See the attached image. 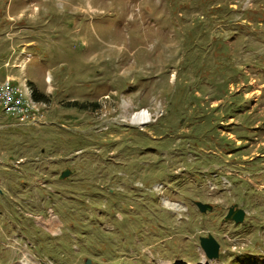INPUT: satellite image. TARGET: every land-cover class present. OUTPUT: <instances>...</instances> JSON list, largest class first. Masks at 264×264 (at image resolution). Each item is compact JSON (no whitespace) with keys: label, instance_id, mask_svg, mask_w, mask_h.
I'll list each match as a JSON object with an SVG mask.
<instances>
[{"label":"rangeland","instance_id":"1","mask_svg":"<svg viewBox=\"0 0 264 264\" xmlns=\"http://www.w3.org/2000/svg\"><path fill=\"white\" fill-rule=\"evenodd\" d=\"M9 75L0 264H264V0H0Z\"/></svg>","mask_w":264,"mask_h":264},{"label":"built area","instance_id":"2","mask_svg":"<svg viewBox=\"0 0 264 264\" xmlns=\"http://www.w3.org/2000/svg\"><path fill=\"white\" fill-rule=\"evenodd\" d=\"M45 105L32 95L31 87L23 89L12 77L0 81V113L13 118L18 125L31 126L44 118Z\"/></svg>","mask_w":264,"mask_h":264},{"label":"water","instance_id":"3","mask_svg":"<svg viewBox=\"0 0 264 264\" xmlns=\"http://www.w3.org/2000/svg\"><path fill=\"white\" fill-rule=\"evenodd\" d=\"M62 178H67V173H64ZM196 207L201 213H207L208 210H212V206L201 202L196 203ZM225 219L241 224L244 222L245 212L237 209L235 206L231 207ZM200 247L209 260H216L219 258L221 247L212 235L209 234L205 238H200Z\"/></svg>","mask_w":264,"mask_h":264},{"label":"bare ground","instance_id":"4","mask_svg":"<svg viewBox=\"0 0 264 264\" xmlns=\"http://www.w3.org/2000/svg\"><path fill=\"white\" fill-rule=\"evenodd\" d=\"M150 119H151V117H150L149 112L142 113L141 115L140 114H136V116L134 118V123L140 124V125H144L147 122H149ZM47 223L48 224H46V225H47L48 229L53 230L55 227H57V223H56V219L55 218H51L50 220H48Z\"/></svg>","mask_w":264,"mask_h":264},{"label":"trees","instance_id":"5","mask_svg":"<svg viewBox=\"0 0 264 264\" xmlns=\"http://www.w3.org/2000/svg\"><path fill=\"white\" fill-rule=\"evenodd\" d=\"M47 99L46 96L44 95H39L37 91L34 92V99L38 102H42L43 100H40V99ZM242 264H243V261H242Z\"/></svg>","mask_w":264,"mask_h":264},{"label":"crops","instance_id":"6","mask_svg":"<svg viewBox=\"0 0 264 264\" xmlns=\"http://www.w3.org/2000/svg\"><path fill=\"white\" fill-rule=\"evenodd\" d=\"M8 77H12L14 80H16V81H17V78H16V77H14L13 75H9Z\"/></svg>","mask_w":264,"mask_h":264}]
</instances>
